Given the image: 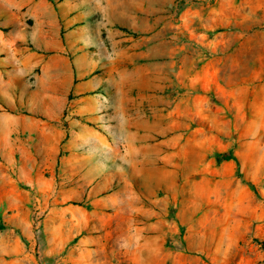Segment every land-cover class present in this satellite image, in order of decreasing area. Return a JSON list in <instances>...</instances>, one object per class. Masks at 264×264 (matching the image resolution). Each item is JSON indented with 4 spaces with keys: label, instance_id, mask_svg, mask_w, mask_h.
<instances>
[{
    "label": "rangeland",
    "instance_id": "rangeland-1",
    "mask_svg": "<svg viewBox=\"0 0 264 264\" xmlns=\"http://www.w3.org/2000/svg\"><path fill=\"white\" fill-rule=\"evenodd\" d=\"M0 74V264H264V0H0Z\"/></svg>",
    "mask_w": 264,
    "mask_h": 264
},
{
    "label": "crops",
    "instance_id": "crops-1",
    "mask_svg": "<svg viewBox=\"0 0 264 264\" xmlns=\"http://www.w3.org/2000/svg\"><path fill=\"white\" fill-rule=\"evenodd\" d=\"M8 82L5 80V78L0 74V93L8 87ZM1 107V106H0ZM7 132L11 133V126L9 125L7 128Z\"/></svg>",
    "mask_w": 264,
    "mask_h": 264
},
{
    "label": "trees",
    "instance_id": "trees-1",
    "mask_svg": "<svg viewBox=\"0 0 264 264\" xmlns=\"http://www.w3.org/2000/svg\"><path fill=\"white\" fill-rule=\"evenodd\" d=\"M4 228V226L0 223V230H2Z\"/></svg>",
    "mask_w": 264,
    "mask_h": 264
}]
</instances>
